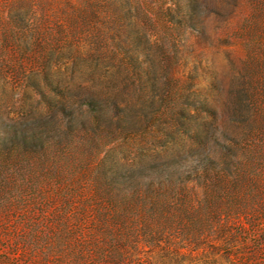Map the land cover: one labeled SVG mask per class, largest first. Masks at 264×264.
Returning a JSON list of instances; mask_svg holds the SVG:
<instances>
[{
  "label": "rangeland",
  "instance_id": "1",
  "mask_svg": "<svg viewBox=\"0 0 264 264\" xmlns=\"http://www.w3.org/2000/svg\"><path fill=\"white\" fill-rule=\"evenodd\" d=\"M0 264H264V0H0Z\"/></svg>",
  "mask_w": 264,
  "mask_h": 264
},
{
  "label": "trees",
  "instance_id": "2",
  "mask_svg": "<svg viewBox=\"0 0 264 264\" xmlns=\"http://www.w3.org/2000/svg\"><path fill=\"white\" fill-rule=\"evenodd\" d=\"M101 103H102V99H98L97 98V99L92 100V103L90 102V104L87 105L86 111L88 113L89 122L91 123V125L93 127H98L101 124L102 117H103V113H102L101 108H100V107H102ZM119 114H117V116H121ZM162 118H166V117H164L163 113L157 112V113H155V114H153V115H151L149 117L144 116V117H142L141 120H142V123H145V125H149L151 122L155 123V122L159 121ZM169 120L172 121L171 116L169 117ZM117 137H118V139L111 138V140L108 141V142L116 141V140L128 141L130 139V138L126 137V136H123L122 138L119 137V136H117ZM106 143H107V141H106ZM20 147L22 149L25 148L24 145H20Z\"/></svg>",
  "mask_w": 264,
  "mask_h": 264
}]
</instances>
